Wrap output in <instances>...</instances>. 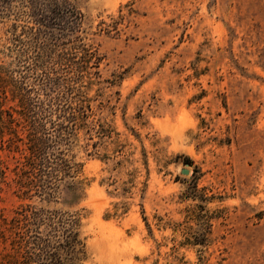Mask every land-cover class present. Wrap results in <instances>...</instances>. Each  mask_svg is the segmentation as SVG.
<instances>
[{
	"label": "rangeland",
	"instance_id": "374dc122",
	"mask_svg": "<svg viewBox=\"0 0 264 264\" xmlns=\"http://www.w3.org/2000/svg\"><path fill=\"white\" fill-rule=\"evenodd\" d=\"M70 1L87 65L0 3V215L74 216L82 264H264V0ZM30 135L52 198L16 186Z\"/></svg>",
	"mask_w": 264,
	"mask_h": 264
},
{
	"label": "trees",
	"instance_id": "16d2710c",
	"mask_svg": "<svg viewBox=\"0 0 264 264\" xmlns=\"http://www.w3.org/2000/svg\"><path fill=\"white\" fill-rule=\"evenodd\" d=\"M13 2L30 24L27 34L34 44L36 58L43 57L47 50L62 47L65 55H72L82 65L97 60L95 52L79 36L83 15L70 0H0L8 5ZM113 27L106 25L100 31L109 33ZM40 142L41 138L30 135L29 155L15 174L16 186L26 197L52 198L55 183L69 176L70 167L62 155H46ZM0 176H4L1 169ZM78 226V219L72 215L30 205L16 211L9 221L0 215V240L10 246V251L2 256V264H82L86 251ZM195 242L202 244L199 238Z\"/></svg>",
	"mask_w": 264,
	"mask_h": 264
},
{
	"label": "water",
	"instance_id": "95a60500",
	"mask_svg": "<svg viewBox=\"0 0 264 264\" xmlns=\"http://www.w3.org/2000/svg\"><path fill=\"white\" fill-rule=\"evenodd\" d=\"M184 173H186V174H187V171H184Z\"/></svg>",
	"mask_w": 264,
	"mask_h": 264
}]
</instances>
